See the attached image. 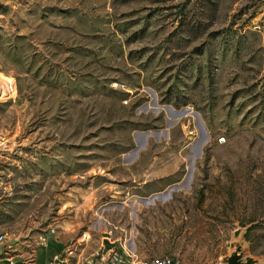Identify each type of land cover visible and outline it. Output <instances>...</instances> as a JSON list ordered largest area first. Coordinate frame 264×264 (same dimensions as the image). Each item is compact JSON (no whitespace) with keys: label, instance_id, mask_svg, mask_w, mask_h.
<instances>
[{"label":"rangeland","instance_id":"374dc122","mask_svg":"<svg viewBox=\"0 0 264 264\" xmlns=\"http://www.w3.org/2000/svg\"><path fill=\"white\" fill-rule=\"evenodd\" d=\"M0 89L7 262L264 264V0H0Z\"/></svg>","mask_w":264,"mask_h":264},{"label":"built area","instance_id":"2783aa9c","mask_svg":"<svg viewBox=\"0 0 264 264\" xmlns=\"http://www.w3.org/2000/svg\"><path fill=\"white\" fill-rule=\"evenodd\" d=\"M187 108L192 109L191 106H187ZM220 139L222 140L223 137H220ZM108 233L102 238V243L98 249L85 260L87 264H176L175 259L168 255L139 258L126 240L112 237L111 231ZM2 240L3 236L0 235V242ZM57 254L52 255L50 264H57L59 261ZM8 261L10 264H14L13 260L9 258ZM216 264L225 263L220 258Z\"/></svg>","mask_w":264,"mask_h":264},{"label":"water","instance_id":"95a60500","mask_svg":"<svg viewBox=\"0 0 264 264\" xmlns=\"http://www.w3.org/2000/svg\"><path fill=\"white\" fill-rule=\"evenodd\" d=\"M221 260L226 264H254L255 259L250 255H243L242 245L239 242L234 244V249L227 255L222 256Z\"/></svg>","mask_w":264,"mask_h":264},{"label":"crops","instance_id":"0c3cea01","mask_svg":"<svg viewBox=\"0 0 264 264\" xmlns=\"http://www.w3.org/2000/svg\"><path fill=\"white\" fill-rule=\"evenodd\" d=\"M128 244H129V246L131 247V248H133L134 250H135V246H133L132 244V242H128ZM7 258H4V257H0V264H8V262H7V260H6ZM14 264H18V262H15Z\"/></svg>","mask_w":264,"mask_h":264},{"label":"bare ground","instance_id":"6f19581e","mask_svg":"<svg viewBox=\"0 0 264 264\" xmlns=\"http://www.w3.org/2000/svg\"><path fill=\"white\" fill-rule=\"evenodd\" d=\"M1 88H2V86H1ZM2 89H4V88H2ZM0 91H1V89H0ZM5 91V90H4Z\"/></svg>","mask_w":264,"mask_h":264}]
</instances>
